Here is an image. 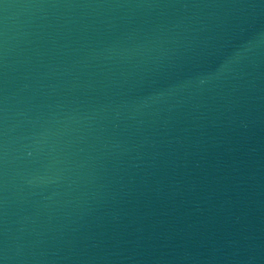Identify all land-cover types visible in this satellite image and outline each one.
I'll use <instances>...</instances> for the list:
<instances>
[{"label": "water", "instance_id": "water-1", "mask_svg": "<svg viewBox=\"0 0 264 264\" xmlns=\"http://www.w3.org/2000/svg\"><path fill=\"white\" fill-rule=\"evenodd\" d=\"M0 264H264V0H0Z\"/></svg>", "mask_w": 264, "mask_h": 264}]
</instances>
